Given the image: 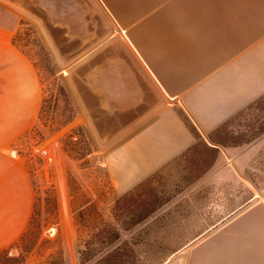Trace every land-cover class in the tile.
<instances>
[{
	"label": "crops",
	"instance_id": "crops-1",
	"mask_svg": "<svg viewBox=\"0 0 264 264\" xmlns=\"http://www.w3.org/2000/svg\"><path fill=\"white\" fill-rule=\"evenodd\" d=\"M97 2L108 31L70 65L67 88L119 197L195 143L178 110L206 137L264 95V0ZM42 102L36 69L0 30V251L21 239L34 213L16 144L37 125ZM225 149L205 183L245 171L224 164L235 153ZM260 195L163 264H264Z\"/></svg>",
	"mask_w": 264,
	"mask_h": 264
},
{
	"label": "rangeland",
	"instance_id": "rangeland-1",
	"mask_svg": "<svg viewBox=\"0 0 264 264\" xmlns=\"http://www.w3.org/2000/svg\"><path fill=\"white\" fill-rule=\"evenodd\" d=\"M21 22L28 24L34 36L21 42V50L38 73L47 103L43 122L38 120L37 130L33 128L17 142L16 155L27 164L39 197L40 243L60 237L65 263L81 264L79 251L95 227L94 212L115 223L113 215L121 196L115 195L100 153L70 101L68 74L76 59L102 42L108 25L97 0H0V30L8 29L13 38ZM69 116L72 121L63 127ZM260 116L262 113L253 109L230 130L237 131ZM204 139L212 144L208 136ZM220 148L226 151V147ZM230 149L235 153L225 156L224 164H247L237 181L207 184V172L187 186L185 162L179 161L148 183V193L170 201L150 220L168 212L153 227L150 242H141L138 247L144 263L163 264L180 255L211 235L215 225L250 205L254 196L264 193V136ZM43 150L48 155H43ZM179 246L183 247L170 254ZM20 252L10 249L13 257ZM37 261V255L31 259L32 264Z\"/></svg>",
	"mask_w": 264,
	"mask_h": 264
},
{
	"label": "trees",
	"instance_id": "trees-1",
	"mask_svg": "<svg viewBox=\"0 0 264 264\" xmlns=\"http://www.w3.org/2000/svg\"><path fill=\"white\" fill-rule=\"evenodd\" d=\"M31 37H34L32 29L27 23L21 22V27L14 34L12 43L27 56L21 50V42L29 41ZM46 103V98H43L39 114V122L41 123L43 122ZM253 109L259 110L262 116L251 119L248 124L240 126L237 131L230 130L232 124L243 120L248 112ZM178 113L196 139L188 150L170 163L185 162L183 170L187 186L196 183L214 167L220 153V147H241L251 144L264 136V95L212 131L208 138L214 145L204 139L182 110H178ZM71 121L72 116H69L62 126L64 127ZM33 130H37V127L35 126ZM160 171L117 200L113 215L115 223L105 220L100 212H94L95 227L84 241L83 249L79 251L81 264H146L138 255V247L141 242H150L149 237L153 227L168 212L152 221L150 220L170 201H161L157 194L148 193L149 190L146 189L148 183ZM144 196H146V199H142ZM38 201L39 197L36 194L34 213L28 230L11 248L0 251V264H32L31 259L36 257V255L38 258L36 264H66L60 237L54 241L43 240L40 243L42 230L37 222L38 214L36 208ZM54 202L57 205L56 198ZM182 247L179 246L173 249L170 254ZM12 248H17L21 251L18 257L10 255V249Z\"/></svg>",
	"mask_w": 264,
	"mask_h": 264
},
{
	"label": "bare ground",
	"instance_id": "bare-ground-1",
	"mask_svg": "<svg viewBox=\"0 0 264 264\" xmlns=\"http://www.w3.org/2000/svg\"><path fill=\"white\" fill-rule=\"evenodd\" d=\"M51 143V142H50ZM49 145V144H48ZM43 152H44V150H43ZM46 152H48V151H46ZM47 155H48V153H47ZM244 180V179H243ZM252 186V185H251ZM258 193V192H257ZM260 197H263L262 195H260ZM257 201V200H256ZM185 254H187V253H185ZM187 255H185V257H186Z\"/></svg>",
	"mask_w": 264,
	"mask_h": 264
},
{
	"label": "built area",
	"instance_id": "built-area-1",
	"mask_svg": "<svg viewBox=\"0 0 264 264\" xmlns=\"http://www.w3.org/2000/svg\"><path fill=\"white\" fill-rule=\"evenodd\" d=\"M46 154H47V152H46V151H44V152H43V155H46Z\"/></svg>",
	"mask_w": 264,
	"mask_h": 264
},
{
	"label": "water",
	"instance_id": "water-1",
	"mask_svg": "<svg viewBox=\"0 0 264 264\" xmlns=\"http://www.w3.org/2000/svg\"><path fill=\"white\" fill-rule=\"evenodd\" d=\"M213 145V144H212Z\"/></svg>",
	"mask_w": 264,
	"mask_h": 264
}]
</instances>
